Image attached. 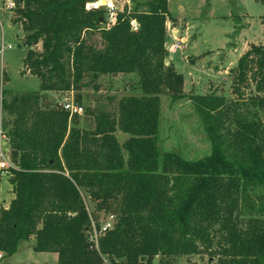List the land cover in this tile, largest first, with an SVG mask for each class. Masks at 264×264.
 Segmentation results:
<instances>
[{
  "label": "trees",
  "instance_id": "1",
  "mask_svg": "<svg viewBox=\"0 0 264 264\" xmlns=\"http://www.w3.org/2000/svg\"><path fill=\"white\" fill-rule=\"evenodd\" d=\"M96 1H13L25 32V68L41 88L2 98L18 167L9 177L15 197L0 207L1 258L34 236V251L57 253L58 264H154L157 256L169 264L198 253L217 257V264H264V46L251 45L230 70L233 100L191 96L211 154L186 160L159 145V95L185 96L183 75L165 59L168 0H132L135 8L109 27L102 26L100 7L87 10ZM94 33L102 48L90 42ZM132 72L143 96L121 99L118 119L93 111V146L77 114L70 121L67 110L42 109L44 98L59 104L44 94L62 91L70 98L76 90L81 99L84 87L100 90L103 75ZM117 126L131 135L123 144L114 135ZM83 188L102 209L122 201L119 222L99 250L87 238ZM253 190L261 193L259 205ZM240 208L249 209V217L237 213Z\"/></svg>",
  "mask_w": 264,
  "mask_h": 264
},
{
  "label": "rangeland",
  "instance_id": "2",
  "mask_svg": "<svg viewBox=\"0 0 264 264\" xmlns=\"http://www.w3.org/2000/svg\"><path fill=\"white\" fill-rule=\"evenodd\" d=\"M13 1L0 0V48L2 44L5 46L3 55H0V100L9 96L40 91L41 88L40 79L25 68L24 59L27 52V47L24 46L25 32L21 22L17 21L14 8H9V3ZM116 5L118 11L115 21L119 13L130 12L135 8L136 3L132 0H117ZM168 7L172 19H168L166 23L165 59L167 61L170 54L176 60V69L184 77L185 96L181 100L173 101L166 90L159 95V145L163 152L180 154L186 160L196 161L211 154V143L191 96L217 93L233 100L230 70L236 66L239 56L247 49L249 50L251 45L264 46V0H168ZM99 9L103 10L105 16L102 26L109 27L108 11L102 7ZM132 21L138 24V28L140 27L137 19ZM175 36L183 39L182 47L176 50L171 47L175 42ZM89 39L96 47H103L99 33L92 34ZM8 45L12 48L8 49ZM34 48L41 49L42 44L39 43ZM184 52L192 63L184 62ZM167 64L170 63L167 61ZM85 81H88V78H85ZM98 83L101 87L98 92L94 91L92 85L84 87L80 92L81 99H77L76 90L70 94V100L83 107V112L77 114L78 127L87 133L86 140H89L91 146L95 143L92 141L97 138L93 134L96 126L93 111L109 112L112 117L118 119L121 99L128 96H143L140 78L136 72L103 75ZM248 93L250 94L249 91ZM44 95L52 97L59 104L57 106L55 103V105L50 104L43 97L42 109L49 107L66 110L62 106V101L67 98L65 92ZM7 118L0 101V127L7 135V143L3 141V146L9 164L4 171H7L5 175L9 178L10 170L18 166L11 156V139L8 134L10 126H7ZM71 118L72 116L70 121ZM114 135L121 144L131 136L118 126ZM124 154L127 157L126 151ZM65 174H69L68 170ZM1 176L4 178V173ZM8 193H14L13 187ZM81 194L89 214V227L94 224L99 228L110 214L116 216L117 225L122 202L120 198H117L108 210L100 208L98 200L91 196L88 189H81ZM260 194L258 190L249 193L256 205H259ZM10 197L5 194V199L0 201V207H5L3 203L8 206ZM237 213L245 218L250 215L247 208H240ZM214 230L217 231V228ZM31 238L35 239L34 236ZM34 245L35 241H22L13 256L1 258L3 255L0 254V264H58L52 254L44 255L34 252L32 249ZM216 260L217 257L198 253L175 256L169 264H217ZM107 264H125V262L123 259L117 260V263L108 260ZM154 264H163L162 257L157 256Z\"/></svg>",
  "mask_w": 264,
  "mask_h": 264
},
{
  "label": "built area",
  "instance_id": "3",
  "mask_svg": "<svg viewBox=\"0 0 264 264\" xmlns=\"http://www.w3.org/2000/svg\"><path fill=\"white\" fill-rule=\"evenodd\" d=\"M117 0H99L95 3H88L86 8L87 10L99 8V7H104L105 10L108 11V22L110 25H113L116 21V14H117V5H116ZM100 3V5H99ZM15 6L14 2L9 3V8L13 9ZM132 24V29L137 31L138 30V24L135 21L131 22ZM182 41L183 39L179 38L178 36H175V42L171 45L172 48L180 49L182 46ZM8 49L12 48L11 45L7 46ZM5 46L2 44L0 48V55H3L4 53ZM29 71V70H28ZM30 72V71H29ZM62 106L69 111L70 115H76V114H81L83 112V107L77 104H74L69 97L65 98L62 101ZM3 141L7 143V135L4 132V129L0 127V170L2 173H7V171H4L9 167L6 154L4 152V146H3ZM9 172V171H8ZM116 225V216L114 214L108 215L107 219L100 225L99 228L95 227L94 224L93 226L89 227L87 231V238L89 243L92 245V247L96 248L99 250V243L100 239L105 236L108 232L113 230Z\"/></svg>",
  "mask_w": 264,
  "mask_h": 264
},
{
  "label": "crops",
  "instance_id": "4",
  "mask_svg": "<svg viewBox=\"0 0 264 264\" xmlns=\"http://www.w3.org/2000/svg\"><path fill=\"white\" fill-rule=\"evenodd\" d=\"M248 50V49H247ZM187 52V51H186ZM186 52H184V62H187V61H189V59H188V56H187V54H186ZM246 52V51H245ZM244 52V53H245ZM243 53V54H244ZM242 54V55H243ZM242 55H240L239 56V58L242 56ZM167 61L169 62V63H171V64H173L174 65V67L175 68H177L176 67V60H174V57H172V56H170V54L168 55V57H167ZM190 62V61H189ZM190 63H192V62H190ZM193 64H195V63H193ZM177 70V69H176ZM178 71V70H177ZM179 72V71H178ZM222 72V71H221ZM225 72H227V71H225ZM217 73H220V71H217ZM186 83H187V81H186V78H185V85H186ZM1 101V104H2V100H0ZM2 171L0 170V201H3L4 199H5V194H7V195H9V196H11L10 197V202H11V200L14 198V193H11V194H9L8 192H10V190H12V186H11V184L9 183V178H8V176H6L5 175V173H4V178H2ZM7 184H8V187H7ZM10 202H8V206L7 205H5L4 203H3V206H5V208H7V207H9V205H10ZM31 241H35V239L33 238H31L30 239ZM21 244V243H20ZM20 246V245H19ZM33 247L34 246H32V249H33ZM34 250V249H33ZM35 252V251H34ZM36 253H38V254H46V253H49V254H52V256H53V258H55L57 261H58V254L57 253H55V252H36ZM0 254L1 255H3V253L2 252H0ZM7 258V257H6ZM9 258V257H8Z\"/></svg>",
  "mask_w": 264,
  "mask_h": 264
}]
</instances>
